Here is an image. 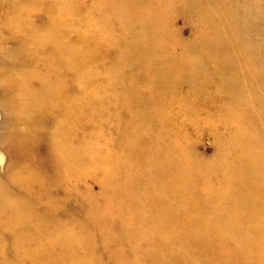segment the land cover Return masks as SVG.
Returning <instances> with one entry per match:
<instances>
[{
    "label": "bare ground",
    "instance_id": "6f19581e",
    "mask_svg": "<svg viewBox=\"0 0 264 264\" xmlns=\"http://www.w3.org/2000/svg\"><path fill=\"white\" fill-rule=\"evenodd\" d=\"M44 1L17 0L6 8L17 47L0 64L15 114L3 143L15 156L18 191L0 183V227L11 234L10 246L39 243L48 250L44 264H88L80 250L95 248L110 249L116 264H264V71L256 42L242 37L237 22L245 12L254 22L250 5L237 10L233 0H180L193 29H205L195 47L181 40L175 46L176 0H50L45 24H34L30 16ZM92 11L91 20L79 17ZM96 25L101 29L91 32ZM137 74L163 98L157 101L153 90L131 102ZM183 83L194 96L212 85L227 99L217 117L225 127L223 148L210 160L160 143L169 119L157 115L159 108L171 101L184 106L177 93L169 98ZM116 84L122 89L110 91ZM106 103L116 115L103 116ZM41 115L50 126H41ZM107 120L117 129L113 137L125 139L113 149L95 142L96 149L91 143ZM85 125L93 131L77 137ZM85 172L101 175L103 205L86 197L82 222L66 225L50 182L64 176L77 186ZM35 202L48 207L38 213L30 206ZM1 231L0 248L7 242ZM18 258L0 255V264H21Z\"/></svg>",
    "mask_w": 264,
    "mask_h": 264
},
{
    "label": "rangeland",
    "instance_id": "374dc122",
    "mask_svg": "<svg viewBox=\"0 0 264 264\" xmlns=\"http://www.w3.org/2000/svg\"><path fill=\"white\" fill-rule=\"evenodd\" d=\"M13 1L17 0H0V64L2 65L6 61V57L8 58L12 54H14L17 47L14 46L10 37L11 34L7 31L5 26V22L7 21L8 12L6 8L13 4ZM236 3L237 10H240L238 7L242 6L244 8L250 5V11L255 17L254 22H248L247 12H245V17L240 16L237 20L240 27H242V31L245 33V39H251L253 43L256 42V54H258L259 66L264 71V0H233ZM50 0H45L42 4H39L37 11L32 13L30 19L34 24H45L47 20L45 8H48L50 5ZM175 7L178 10V15H175L172 23L173 27V36L174 41L176 42L175 46H178L179 40L182 43H186L192 46L199 45L198 34H204L205 29L201 27V29H193V18L186 14L184 11V5L180 0L175 1ZM95 14L93 13H82L80 18L89 19L95 18ZM190 18V19H188ZM243 21V22H242ZM240 22V23H239ZM90 26H92L90 24ZM98 25L94 26L90 29L91 32L96 33L101 28ZM109 28V27H108ZM96 31V32H95ZM112 34L114 37H118V31L113 27ZM104 55H107L104 54ZM107 60V57H104V61ZM206 60V56H204ZM103 66V65H102ZM128 70V69H127ZM123 70V73L129 74V71ZM130 73L132 69H130ZM135 70V69H133ZM122 73V75H123ZM135 74V71L133 72ZM132 73V74H133ZM100 76V75H98ZM132 81L135 82L136 87L131 89L130 94L132 96L133 103H136L139 97H151L154 95V91H157V96L154 98L157 101L161 100L164 96V92L160 93V89H153L152 87H148L147 77L143 74L133 75L131 77ZM134 79V80H133ZM97 81V86L101 84L102 78H95ZM103 83V82H102ZM70 79L66 78L64 81V87H71ZM139 84V85H137ZM117 87V88H116ZM116 89L115 91H120L122 89V85L116 84L110 88V91ZM212 85L207 86V90L203 94L193 95L192 90L187 87L185 83L181 84V86H177L176 84L172 87L173 92L169 95L170 99L173 100V93H177L175 100L183 101L182 104L184 106L179 105L180 103L172 102L165 105L164 108L160 107L158 111V116H162V118L166 117L168 120L167 127L168 131L162 136L163 140L160 141L164 146H174L176 143L184 152H189L188 155H195L197 158L201 160H210L213 157L217 156L218 150L223 148L224 137H222L221 132L225 129L224 125L217 118L220 116L219 113L222 112L224 106L227 105V99L223 94L222 90H215ZM6 85L3 80H0V183L6 187L10 192H17L18 189L12 183V176L16 169L14 168L15 156L12 151H10L5 143H3V136L9 134L8 130L10 129V125L13 116L15 114L10 113L8 110L10 104L8 100L5 99ZM105 90V89H103ZM108 91V90H106ZM176 91V92H175ZM168 95V94H167ZM173 97V98H172ZM144 99V98H143ZM194 99V100H193ZM107 105V106H106ZM113 105L104 104L101 112L104 115L112 113L116 115L117 109H113ZM189 106L188 108H186ZM110 107V108H109ZM139 108V105L137 106ZM106 109V110H105ZM121 109V108H120ZM113 110V111H112ZM136 110V109H135ZM138 111V110H136ZM124 115V109L121 110ZM119 111V114H121ZM160 112V113H159ZM102 116V117H103ZM177 116V117H176ZM41 126L48 127L51 125V119L46 115L39 116ZM111 121V122H110ZM112 120H107L106 123H100L97 128L100 132L99 141L94 140L91 144L95 142L105 149H113L116 147L117 142L123 139H117L118 132L117 129L114 128L115 124L112 123ZM96 129V130H97ZM115 130V131H114ZM93 127L91 125H85L79 128L78 136H81V132L83 136H86L88 132H92ZM8 132V133H7ZM111 133V134H110ZM113 136H117L116 138ZM74 144L77 146L78 141H74ZM120 144V142H119ZM44 147V146H43ZM40 147V148H43ZM112 147V148H111ZM98 149V148H96ZM46 151V147L44 149H38L37 152L39 155H44ZM12 165L14 167H12ZM107 166V165H106ZM108 168V166L106 167ZM112 173L116 174L114 169ZM118 174V173H117ZM79 180L76 182L77 186L73 185V183L64 176L54 177L53 183L55 186L53 189V195L60 199L59 204L56 209L57 217L60 220H65L66 225H70L76 222H82V218H84L82 213V202L86 197L93 200L98 201L100 205H103L102 198V183H101V175L97 172L91 174V172H85L81 177H78ZM95 179V180H94ZM100 181V182H99ZM69 182V184H68ZM68 184V185H67ZM113 186V185H112ZM85 196V197H84ZM54 205H56L54 203ZM32 206L38 213L41 212L43 208L48 207L47 205H38L36 202ZM31 208V207H30ZM62 222V221H61ZM84 222V221H83ZM0 227V231H1ZM4 240L7 242L5 245L0 248V255L11 260L14 258H18V262L21 264H44L45 255H48L47 249H41L39 243L29 242L28 240L19 242L17 246L12 248L9 244V241L12 239L10 233H6L5 231H1ZM95 234V233H94ZM96 235L95 237H97ZM30 248V249H29ZM31 251V253H30ZM30 253L27 255V253ZM110 249H101L95 248L93 251H86L85 249L80 250V254L82 257L89 258L88 264H116L112 259H110ZM126 253V252H125ZM18 255V257H15ZM126 259L132 260L133 256L126 253ZM132 257V258H131ZM83 261V260H82ZM26 262V263H24ZM135 262V261H134ZM80 264H85L81 262ZM136 264H140V262H135ZM62 264H65L62 261ZM66 264H73L70 261H67Z\"/></svg>",
    "mask_w": 264,
    "mask_h": 264
}]
</instances>
